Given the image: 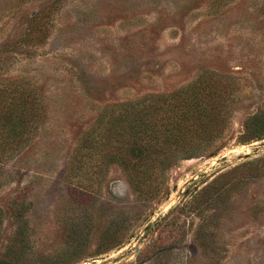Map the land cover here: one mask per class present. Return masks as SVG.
<instances>
[{
	"label": "rangeland",
	"instance_id": "1",
	"mask_svg": "<svg viewBox=\"0 0 264 264\" xmlns=\"http://www.w3.org/2000/svg\"><path fill=\"white\" fill-rule=\"evenodd\" d=\"M208 72L228 125L155 198L80 153L106 107ZM29 89L37 127L0 164V264H264V137L250 120L264 110V0H0V93Z\"/></svg>",
	"mask_w": 264,
	"mask_h": 264
},
{
	"label": "trees",
	"instance_id": "2",
	"mask_svg": "<svg viewBox=\"0 0 264 264\" xmlns=\"http://www.w3.org/2000/svg\"><path fill=\"white\" fill-rule=\"evenodd\" d=\"M217 81L212 73H203L173 93L106 107L81 139L80 153L82 149L97 151L100 164L116 163L126 172L140 197L155 198L170 166L201 153H214L212 147L228 125V111L221 105L228 94ZM40 115L31 89L0 93V164L29 141ZM250 120L258 122L254 137L263 138L264 110ZM80 157L76 170L83 168Z\"/></svg>",
	"mask_w": 264,
	"mask_h": 264
}]
</instances>
